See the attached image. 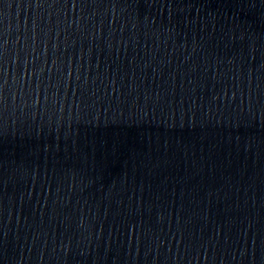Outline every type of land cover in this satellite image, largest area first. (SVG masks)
<instances>
[{
	"label": "water",
	"instance_id": "95a60500",
	"mask_svg": "<svg viewBox=\"0 0 264 264\" xmlns=\"http://www.w3.org/2000/svg\"><path fill=\"white\" fill-rule=\"evenodd\" d=\"M0 264H264V0H0Z\"/></svg>",
	"mask_w": 264,
	"mask_h": 264
}]
</instances>
